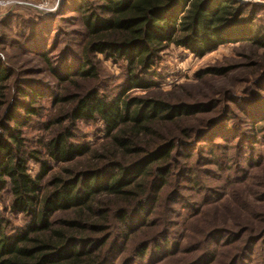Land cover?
<instances>
[{"label":"rangeland","instance_id":"obj_1","mask_svg":"<svg viewBox=\"0 0 264 264\" xmlns=\"http://www.w3.org/2000/svg\"><path fill=\"white\" fill-rule=\"evenodd\" d=\"M236 1L264 6V0ZM100 5L99 0H0V62L10 76L7 102L17 105L23 120L29 109L40 115L22 129L30 150L47 136L48 122L66 108L73 109L58 105L60 97L90 91L115 97L127 85L124 64L99 54L90 55L96 83H58L59 77L70 75L68 71L74 76L80 71L89 40L83 21L88 15L100 16ZM255 23L264 33V8ZM250 44L225 45L201 59L171 47L153 69L157 88L127 95L170 96L171 103L203 104L205 109L183 123L192 129V139L179 142L167 165L153 169L145 182L160 176L159 168H168L165 186L146 207L149 220L129 221L122 233L117 215L124 203L113 206L108 230L96 238L104 244H82L75 251L99 250L98 264H194L200 259L203 264H264V48ZM218 70L223 73L211 74ZM75 131L92 153L114 150L112 139L97 122L78 121ZM132 161H124V167L130 168ZM104 164L86 159L80 166L107 173ZM65 168L79 170L74 165H52L50 177ZM39 172V166L30 162L29 174L35 178ZM9 202V193L0 191V222L13 235L25 220L11 215ZM131 211L130 218L135 213Z\"/></svg>","mask_w":264,"mask_h":264},{"label":"trees","instance_id":"obj_2","mask_svg":"<svg viewBox=\"0 0 264 264\" xmlns=\"http://www.w3.org/2000/svg\"><path fill=\"white\" fill-rule=\"evenodd\" d=\"M99 2L100 16L88 15L83 21L89 40L80 71L76 76L68 71L70 75L59 77L58 83H96L98 75L90 55L99 54L114 64H124L127 85L115 97L98 91L60 97L58 105L73 109L66 108L59 118L47 123V136L37 143V149H29L22 129L30 119L39 117V112L26 110V120L17 115V105L7 102L10 76L0 62V191L10 195L11 215L25 220L13 235L8 233L9 226L0 222V264H98L97 249L82 253L75 248L104 244L96 238L108 230L107 219L118 204L124 203V210L117 215L122 233L129 221L149 220L146 207L165 186L162 181L168 176V168L157 169L160 176L150 184L145 182L151 179L153 169L167 165L179 142L192 139V129L183 123L205 109L203 104L171 103L170 96L135 99L127 95L136 89L157 88L153 82L158 77L153 69L171 47L184 49L199 59L240 42L264 48V33L258 21L255 23L264 8L261 5H243L236 0ZM78 121L99 123L112 139L114 150L105 155L92 153L75 137ZM129 158L133 163L130 168L124 167ZM86 159L106 162L103 167L108 172L99 167L83 169L80 164ZM30 162L40 169L35 178L29 174ZM52 165H74L79 170L65 168L52 178ZM47 177L52 180L47 179L46 184ZM130 210L135 212L132 218ZM257 241L259 237L253 242ZM139 255L143 257L142 252ZM203 262L200 259L194 264Z\"/></svg>","mask_w":264,"mask_h":264}]
</instances>
